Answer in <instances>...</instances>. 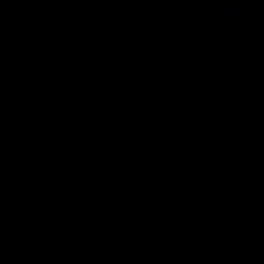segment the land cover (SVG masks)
<instances>
[{
	"label": "water",
	"instance_id": "1",
	"mask_svg": "<svg viewBox=\"0 0 264 264\" xmlns=\"http://www.w3.org/2000/svg\"><path fill=\"white\" fill-rule=\"evenodd\" d=\"M0 264H264V0H0Z\"/></svg>",
	"mask_w": 264,
	"mask_h": 264
}]
</instances>
